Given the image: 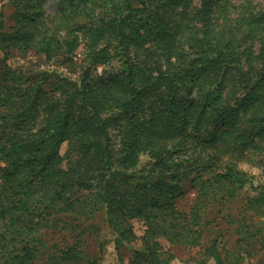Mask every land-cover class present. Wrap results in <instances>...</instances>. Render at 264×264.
<instances>
[{
	"label": "trees",
	"instance_id": "16d2710c",
	"mask_svg": "<svg viewBox=\"0 0 264 264\" xmlns=\"http://www.w3.org/2000/svg\"><path fill=\"white\" fill-rule=\"evenodd\" d=\"M43 1L16 0L9 31L0 11V264H98L80 234L48 241L56 220L87 207L116 247L135 239L129 220L143 221L133 264H171L154 238L197 244L208 208L225 210L250 183V155L264 178V10L201 0L192 26L191 0H58L53 15L36 10ZM30 51L46 65L9 63ZM115 57L122 71L94 75ZM243 198L236 243L264 248L245 214L264 213V184ZM207 252L225 264L215 240Z\"/></svg>",
	"mask_w": 264,
	"mask_h": 264
},
{
	"label": "rangeland",
	"instance_id": "374dc122",
	"mask_svg": "<svg viewBox=\"0 0 264 264\" xmlns=\"http://www.w3.org/2000/svg\"><path fill=\"white\" fill-rule=\"evenodd\" d=\"M16 0H0V11L4 14L5 29L10 30L14 24L16 9L14 2ZM216 0L212 2V5ZM232 4L240 7L247 6L255 13H260L264 10V0H230ZM40 4V3H39ZM36 10L42 9L45 15H53L59 13L58 0L43 1ZM201 0H191L188 8V13L185 18V23L188 22L192 26H199V19L194 17V12L200 7ZM166 20L173 24L177 20V9L167 7L161 9ZM194 28V27H193ZM77 58H82V46H79ZM3 56L0 50V60ZM13 66H19L22 69H34L35 66H45L44 57L36 55L33 51L27 52L24 56H14L9 61ZM1 70V69H0ZM122 61L119 57H115L109 63L95 67L94 75H104L117 71H122ZM251 163H242L241 166L251 172L252 176L250 183L246 184L239 196L228 204L225 212L218 208L216 204L210 206L204 215L207 222L202 225V233L199 242L194 245H185L182 243L169 242L164 237H156L152 241L156 242L158 249L167 251L173 255L171 264H216L211 255H208L207 250L211 247L213 240L216 241V246L224 258L225 264H264V248L261 243L256 241L254 237L249 239L247 243H236L238 235L234 232L236 217L240 218V212L245 206L243 194L245 191L253 193L255 188H259L264 184V178L261 174V168L257 167L256 162L259 160L257 155L249 156ZM184 194L178 202V207L181 210L188 212L192 199L195 197V192L191 189L188 180L183 181ZM229 207V209H228ZM231 212L232 216H228ZM244 213V212H242ZM246 218L250 223L258 222L257 225L263 229L264 238V213L253 214L251 211H246ZM59 220L54 222L57 224L55 230H52V235H49L48 241L50 244H57L59 247L66 246L73 240L72 234H80L83 242L84 253L87 257H96L100 255L98 264H133L137 253L144 252V231L145 224L142 220L134 218L129 220L133 227L135 239L127 243L124 242L121 246L116 247L114 236L107 228L102 211L98 208L90 209L87 207L86 214L75 215V219L70 216H61ZM235 219V220H233ZM63 226V227H62ZM74 226V228L72 227ZM62 227V228H61ZM104 246L100 249V243ZM152 245H154L151 242ZM40 261V264H47L45 259ZM80 264H86V260L79 261ZM145 264V263H141Z\"/></svg>",
	"mask_w": 264,
	"mask_h": 264
}]
</instances>
